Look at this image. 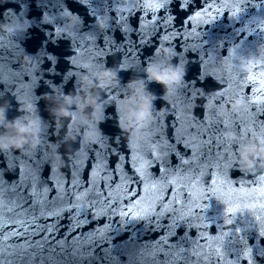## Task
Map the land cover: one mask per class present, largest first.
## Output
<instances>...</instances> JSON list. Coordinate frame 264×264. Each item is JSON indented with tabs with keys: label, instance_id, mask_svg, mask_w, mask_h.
I'll list each match as a JSON object with an SVG mask.
<instances>
[{
	"label": "water",
	"instance_id": "water-1",
	"mask_svg": "<svg viewBox=\"0 0 264 264\" xmlns=\"http://www.w3.org/2000/svg\"><path fill=\"white\" fill-rule=\"evenodd\" d=\"M150 2L155 11L145 15L129 0H0V105L7 102L0 134L22 115L18 101L25 98L34 105L33 118L40 119L35 144L0 150V248L6 264H21V256L24 264H82V258L105 253L111 264H167L169 246L187 245L191 254L198 241L208 253L228 236L234 258L264 264L261 242L247 244L254 232H264L254 218L259 209L252 212L264 204V158L245 167L240 157L242 145L264 134L237 140L239 159L225 160L222 126L234 129L249 120L240 97L261 99L240 74L258 76L249 67L264 63V0H245L241 7L239 0H195L188 12L162 7L163 0ZM209 6L212 12L195 14ZM56 28L67 35H56ZM148 63L179 67L182 78L165 92L145 78ZM109 69L112 83L96 87L98 75ZM131 81L142 83L154 100L152 118L130 126L125 101ZM258 86L264 89V80ZM224 90L231 97L227 103L219 94ZM85 94L96 96L95 111L73 104L74 118L50 115L63 96ZM183 169L188 172L181 176ZM170 183L183 185V191L172 192ZM185 194L192 200L184 203ZM165 197L178 201V215H187L192 201L201 204L200 213L220 231L211 235L216 228L198 226L195 216L193 227L176 231L171 225L177 217ZM132 204L143 218L122 217ZM244 205L249 217L233 219L234 227L225 231L230 208Z\"/></svg>",
	"mask_w": 264,
	"mask_h": 264
},
{
	"label": "snow or ice",
	"instance_id": "snow-or-ice-1",
	"mask_svg": "<svg viewBox=\"0 0 264 264\" xmlns=\"http://www.w3.org/2000/svg\"><path fill=\"white\" fill-rule=\"evenodd\" d=\"M131 3L139 4L140 7L137 8V11L144 12L145 15H147V12L149 10H153L151 7L150 0H129ZM195 0H191L190 3H185L184 0H163L162 7L165 4L168 5H175L176 8L180 12H188L189 9L192 8L193 3ZM210 2H214L216 4H219L221 0H204V3L206 5H210ZM245 0H239V6L241 7L244 4ZM260 7L264 9V4H261ZM111 10V9H109ZM219 9L216 10L217 14H219ZM205 12H212V8L209 6L207 8L202 7L199 12L195 13L196 15H202ZM129 13L131 14V10H129ZM230 16V15H229ZM156 17L153 16V21H155ZM126 31V29H124ZM56 35H60L61 33H64L67 35V32L63 31L61 28L55 29ZM89 39H92L90 36ZM125 40L128 39L127 36L124 37ZM131 55V53H129ZM206 59H214L209 54H205ZM216 60V59H215ZM96 62H99L97 60ZM74 66L75 62H73ZM250 70H255L259 73V75H252L249 76L248 72H243L240 74V80L244 81L245 77H247V83L252 85L253 87V95H260L261 99L259 101L252 100L249 102L247 97H240L242 100L241 107H243L244 104H247L248 106V116L249 120H244L242 123H238L235 125L234 129H229L227 124L222 125L224 127V130L226 132V136L224 139L227 141L226 145V151L224 153V159L225 160H232L233 157L236 159H239V155L237 152L238 145L236 143L237 140H246L249 137H252L257 134H264V89H261L258 85L260 84L261 80H264V63L259 65H252L249 67ZM83 70V69H82ZM68 75H71L69 73ZM26 78V77H25ZM210 77H205V79H208ZM3 79V73H0V84L4 83L2 82ZM224 77H221V80H223ZM193 86H195V83H193ZM12 87H15V85H12ZM23 90V89H21ZM221 99H223L226 103L231 100V97H227V90L220 91L219 92ZM210 143L212 141H209ZM188 161L184 160L182 161V164H187ZM7 167V165H6ZM162 168H165V170L168 167H172L173 171H176V168L173 165H163L161 164ZM255 167V165H254ZM227 168L234 169L238 173H243L233 164H228ZM198 170H193V175L191 177L192 180L196 179L195 172ZM261 171H264V168L261 169ZM188 172L187 169H183L180 172V175L183 176ZM219 175V173H218ZM259 175V173H257ZM211 179V177H210ZM228 177H225V181H227ZM264 179V177H262ZM145 180V177L143 174H140V181L139 183H143ZM3 178L0 177V183H2ZM131 183H136L135 179L133 178ZM179 182V181H177ZM215 182V181H214ZM169 188L172 192L176 191H183L184 186L182 185L181 188L177 189L173 186L172 183L169 184ZM132 195H136L135 192H132ZM141 197H137V204L140 202ZM192 200L191 196L188 194H185V201L184 203H187V201ZM177 200L168 201L167 197L163 198V203H171L173 205L172 207V216H176L177 218L172 222V227L176 229V231H179L180 229H188L193 227L192 220L195 216L197 225L198 226H204L206 225L208 229L216 228V225L213 223H210L208 220L204 218V216L200 213V209H202L201 204H197L195 201H192L193 207L187 209V215H178V209L176 208ZM0 206H2V202H0ZM136 208V204H132L130 207L126 206L124 209L121 210V215L124 218L131 217L133 219H141L143 218L140 213H134L133 209ZM160 208L163 209V204L160 205ZM257 208L259 209V212H264V204H260L258 206H254L252 208V212H257ZM151 211L154 213L157 211L156 208H152ZM180 211H183V205ZM165 215H167V210L164 209ZM259 212H257L256 215H254V218L261 222V226L264 227V215H260ZM147 213H145L146 215ZM250 211L247 205H244L242 209H239L237 211H233L231 208L227 214V218L229 220V225L225 226V231H227V228L234 227V225L231 223L233 219H235L236 223L240 222V217L243 215L244 219H247L250 215ZM83 222H80V226H82ZM218 231H220L218 228H216L215 233H210L213 236H216ZM188 232L185 231V236L187 237ZM201 241L207 242V237H201ZM231 240V236H228L225 238L222 245H219L215 248H210L208 253L204 252V244L200 242H194L196 244V247L192 249L191 254L187 251V245L184 246L182 250H180V246L177 245L175 247L169 246L170 251L167 253V256L169 257L167 264H228V261L231 260L232 264H256V262L252 261L251 258L248 259H238L234 258L232 253L229 251V248L232 246L229 244V241ZM257 240H259L262 244V248H264V232H254L251 237L247 238V244L250 247L251 245H254ZM213 244H217V240H213ZM259 257L264 258V250H261L259 252ZM35 259V258H33ZM88 259H95L98 261V264H111V258L108 256L107 253L99 256V257H91V258H82V264H88ZM0 264H6V262L3 259V249L0 248ZM21 264H24V258L21 256Z\"/></svg>",
	"mask_w": 264,
	"mask_h": 264
},
{
	"label": "clouds",
	"instance_id": "clouds-1",
	"mask_svg": "<svg viewBox=\"0 0 264 264\" xmlns=\"http://www.w3.org/2000/svg\"><path fill=\"white\" fill-rule=\"evenodd\" d=\"M156 51L155 49L153 50ZM145 78L151 82L160 84L165 92H171L175 84L181 78L182 73L179 67L166 66L162 67L156 64L148 63L145 65ZM115 74L109 69L100 73L97 77L96 87L104 88L112 83ZM130 95L126 98V103L130 105L127 109V117L130 123H139L152 118L151 108L153 106V94L146 92L145 87L138 81L129 83ZM76 104L79 110L97 108L96 96L94 94H85L83 97L63 96L55 103L51 109L50 115L53 118H74V114L69 111L71 106ZM7 102L0 105V121L6 119ZM17 111L22 115L8 121L4 127L5 132L0 134V150L10 148H22L31 140L35 144L39 132V117L33 118L32 113L35 111L34 105L30 99L25 98L18 101ZM241 162L245 167L252 166L254 160L264 158V136H258L248 144L242 145L240 149Z\"/></svg>",
	"mask_w": 264,
	"mask_h": 264
}]
</instances>
